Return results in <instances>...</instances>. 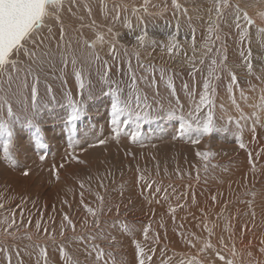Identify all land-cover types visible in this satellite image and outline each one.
I'll list each match as a JSON object with an SVG mask.
<instances>
[{
    "label": "rangeland",
    "instance_id": "obj_1",
    "mask_svg": "<svg viewBox=\"0 0 264 264\" xmlns=\"http://www.w3.org/2000/svg\"><path fill=\"white\" fill-rule=\"evenodd\" d=\"M195 1L69 0L0 71V264H264V0Z\"/></svg>",
    "mask_w": 264,
    "mask_h": 264
},
{
    "label": "snow or ice",
    "instance_id": "obj_2",
    "mask_svg": "<svg viewBox=\"0 0 264 264\" xmlns=\"http://www.w3.org/2000/svg\"><path fill=\"white\" fill-rule=\"evenodd\" d=\"M175 2V0H174ZM217 3H223L225 6H228V0H217ZM63 7V0H0V71L7 69L8 67H16L19 63L18 60L13 59L14 56L18 55L22 50H25V45L28 42L35 43L33 37L40 32V30L45 26V21L50 16L56 14L59 9ZM177 7L179 5L177 4ZM239 6L237 5V9ZM219 11V9H217ZM264 15V14H262ZM239 18V17H237ZM245 19L248 20L250 25L254 24V21L247 16L245 13ZM261 31H264L262 29ZM101 41L103 37H100ZM138 41L143 42L144 37H138ZM93 48L95 44L91 45ZM114 50V45L112 46ZM171 51V49H170ZM138 55V54H137ZM29 56H35L34 52H30ZM95 59H99V57H95ZM227 57H224L226 61ZM65 64L67 61H63ZM75 63V61H72ZM213 69L215 72L217 69L228 71L232 79L235 80V73L232 72L231 69L227 67L225 63L217 64L215 60L212 61ZM246 67L251 70V63H247ZM18 70V69H17ZM31 72V69H28ZM34 81L38 83V76H33ZM26 80V77H25ZM7 86L8 91H11L13 78L11 74L7 75ZM5 81L0 80V107H7V112L9 115H15L13 109L11 107V103L8 99V95L5 94L4 90ZM26 87V84L24 85ZM81 88L84 87L81 82ZM207 87V85H205ZM138 99V98H137ZM21 102V101H18ZM31 102L33 105L37 102V90L35 87L31 90ZM210 103V102H209ZM119 100L112 105V111L114 117L118 118L121 115H124L126 112L129 116H131V112L125 108H120ZM205 105V98L201 97L200 105H197L194 109V113H199L201 111V106ZM139 107V104L136 105ZM80 109L73 105L72 113L69 116L70 121H76L79 117ZM113 124H117V119H113ZM197 127L202 128L204 134H210L215 130V123L213 112L211 110L208 111L207 119L202 124L197 123ZM7 134L11 136V131L8 129V125H4ZM140 134L137 132L132 135V140L135 142ZM117 136H119V131H117ZM100 143H104L103 140ZM242 148L243 144L240 145ZM197 155H201L199 152ZM212 155L211 153H205L204 159L207 160L208 157ZM43 158V157H42ZM28 175L27 172L24 173ZM92 211V209H89ZM71 223V221H69ZM39 227V225H37ZM74 227V226H73ZM139 247V244L137 245ZM141 255H143V249H140ZM220 259H224V257H220ZM140 264H144L143 260L140 261ZM227 264H232L231 261L227 262Z\"/></svg>",
    "mask_w": 264,
    "mask_h": 264
},
{
    "label": "bare ground",
    "instance_id": "obj_3",
    "mask_svg": "<svg viewBox=\"0 0 264 264\" xmlns=\"http://www.w3.org/2000/svg\"><path fill=\"white\" fill-rule=\"evenodd\" d=\"M242 1V0H241ZM65 2H69V0H63V4L65 3ZM204 2H206V0H196L195 1V5L197 6V9L199 10L200 8H202L201 7V3H204ZM232 3H234L235 5H238L239 6V8H241V9H244V8H242V7H244L243 5L244 4H241V3H239V0H232L231 1ZM247 2V1H246ZM264 2V1H263ZM254 3H255V1H254ZM126 3H124V5H125ZM65 5V4H64ZM63 5V6H64ZM148 5V4H147ZM247 5H248V2H247ZM259 5V4H258ZM262 5V4H261ZM261 5H260V7H258V8H260L259 10L257 9V10H255L254 12H250V11H246L247 12V16L248 17H250L253 21H254V24L255 25H257V26H262L263 28H264V15H262V14H264V7H263V5H262V7H261ZM107 6V5H106ZM253 6H255V4L253 5ZM252 7V6H251ZM132 8V7H131ZM247 8V7H246ZM135 9V8H134ZM149 8L147 7H145L143 10H139L140 11V13L139 12H137L136 10H135V12H136V14L138 15V14H140V15H138L137 17L138 18H140V20L139 19H134L135 21H138V24H139V27H140V29H139V31L142 33V36H144V37H146V36H148V35H150V33H148V32H146L145 30L146 29H148V30H150V31H152L153 30V28H152V26L151 27H147V22H145V21H150L148 18H147V10H148ZM199 12V11H198ZM245 11H244V13H246ZM57 13V12H56ZM134 13V12H133ZM58 14V13H57ZM131 14V13H130ZM256 14H260V16H261V18L263 19L262 20V22H263V24L261 23V25L260 24H258L257 23V17H256ZM245 15V14H244ZM57 15H55V16H50L48 19H46V21H45V26L50 22V21H52V19H55L54 17H56ZM132 16V15H131ZM133 18H134V16H133ZM150 18V17H149ZM63 21V20H62ZM145 22V23H144ZM130 23V22H129ZM65 24V23H64ZM70 24V23H69ZM88 24V23H87ZM136 25V24H135ZM44 26V27H45ZM72 26H74V25H72ZM92 26V25H91ZM95 26V25H94ZM138 26V25H137ZM136 26V29L138 28ZM43 27V28H44ZM82 27V26H81ZM84 27V26H83ZM42 28V29H43ZM157 31H159V29H157ZM101 32V31H100ZM136 32V31H135ZM138 32V31H137ZM139 32V33H140ZM152 34H153V31L151 32ZM103 37V40H104V35H103V33H97V34H95L94 36H93V38H91V41L90 42H88V45L92 48V49H94V50H97V49H99L101 46H102V44H103V40L101 41V39H100V37ZM92 44H95V47L93 48L91 45ZM235 82V81H234ZM255 137V136H254ZM253 137V138H254ZM257 180V179H256ZM260 180V179H259ZM262 188V187H261ZM264 189V188H263ZM144 194V193H143ZM263 195V194H262ZM148 196V195H147ZM150 197V196H149ZM263 198H264V196H262ZM155 198V197H154ZM151 199H152V197H151ZM246 200V199H245ZM155 201V200H154ZM186 201V200H185ZM162 202H163V200H162ZM247 202V201H246ZM185 203V202H184ZM262 203V202H261ZM260 203V204H261ZM157 204H159V203H157ZM161 204V203H160ZM258 206H259V204H257ZM3 206V205H2ZM246 206H248V205H246ZM256 206V205H255ZM254 207L252 206V209H253ZM248 209H251V207L250 208H248ZM178 210H179V208H178ZM258 210V209H257ZM256 210V211H257ZM187 211H189L188 209H187ZM255 211V212H256ZM259 211V210H258ZM184 212H185V209H184ZM247 212H249V211H247ZM261 212H262V210H261ZM186 213V212H185ZM192 213V212H191ZM251 213V212H250ZM183 214V213H182ZM180 215V214H179ZM178 215V216H179ZM184 215V214H183ZM255 215V214H254ZM257 216H258V214H257ZM182 217V216H181ZM197 217V216H196ZM256 217V216H255ZM183 219V218H182ZM185 220V219H184ZM184 220H182V221H184ZM257 220V219H256ZM259 220H261V219H259ZM259 220H258V222H259ZM255 223V222H254ZM254 223L252 224V225H254ZM251 226V225H250ZM233 230V229H232ZM253 230V229H252ZM244 231H246V230H244ZM235 232V231H234ZM251 232H253V231H251ZM232 234H233V231H232ZM246 236V235H245ZM230 237H232V236H230ZM233 239V238H232ZM231 239V240H232ZM242 240V239H241ZM244 240V239H243ZM232 242V241H231ZM233 242H235V241H233ZM238 242H239V240H238ZM254 242V241H253ZM252 245V244H251ZM254 245V244H253ZM252 245V246H253ZM250 246V245H249ZM245 247V246H244ZM248 247V246H247ZM257 247V246H256ZM229 251V250H228ZM251 251V250H250ZM194 253V255L197 257L196 259H197V261H201V259L203 258V256L202 255H200V254H198V253H195V252H193ZM201 253V252H200ZM231 253H233V252H231V251H229L227 254H231ZM242 254V253H241ZM187 257H189V255L187 256ZM250 257V256H249ZM190 260V259H189ZM245 260V259H244ZM194 262V261H193ZM192 263V262H191ZM200 264H201V262H200Z\"/></svg>",
    "mask_w": 264,
    "mask_h": 264
}]
</instances>
